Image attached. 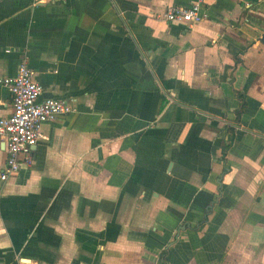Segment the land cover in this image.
<instances>
[{"label":"crops","instance_id":"crops-1","mask_svg":"<svg viewBox=\"0 0 264 264\" xmlns=\"http://www.w3.org/2000/svg\"><path fill=\"white\" fill-rule=\"evenodd\" d=\"M189 1L0 0V77L72 107L0 179V264H264V0Z\"/></svg>","mask_w":264,"mask_h":264},{"label":"built area","instance_id":"built-area-1","mask_svg":"<svg viewBox=\"0 0 264 264\" xmlns=\"http://www.w3.org/2000/svg\"><path fill=\"white\" fill-rule=\"evenodd\" d=\"M39 0H31L35 3ZM213 0H190L188 4H168L165 20L191 25L206 17L205 5ZM10 94L11 110L0 116V139L5 150L0 179L14 174L32 162L31 149L40 137L41 124L68 114L72 107L64 98L40 96L41 85L32 79L26 55L18 59L11 75L0 77Z\"/></svg>","mask_w":264,"mask_h":264},{"label":"trees","instance_id":"trees-1","mask_svg":"<svg viewBox=\"0 0 264 264\" xmlns=\"http://www.w3.org/2000/svg\"><path fill=\"white\" fill-rule=\"evenodd\" d=\"M237 96L240 97V96H242V95H241V93H237ZM241 100H242V99H241ZM241 105H243V103H241L240 106H241ZM240 110H241L240 107H238V108L235 109V114H236V116L239 114ZM229 129L231 130V127H229ZM227 145H228V143H223V144H222V153L225 151V148L227 147Z\"/></svg>","mask_w":264,"mask_h":264}]
</instances>
